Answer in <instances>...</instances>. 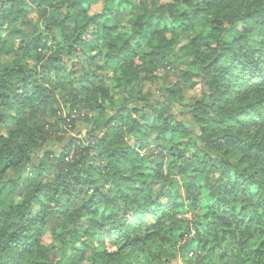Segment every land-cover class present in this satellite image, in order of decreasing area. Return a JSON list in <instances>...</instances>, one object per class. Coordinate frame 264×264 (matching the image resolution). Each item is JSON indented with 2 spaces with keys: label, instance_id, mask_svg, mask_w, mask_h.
Here are the masks:
<instances>
[{
  "label": "clouds",
  "instance_id": "clouds-1",
  "mask_svg": "<svg viewBox=\"0 0 264 264\" xmlns=\"http://www.w3.org/2000/svg\"><path fill=\"white\" fill-rule=\"evenodd\" d=\"M0 264H264V0H0Z\"/></svg>",
  "mask_w": 264,
  "mask_h": 264
}]
</instances>
